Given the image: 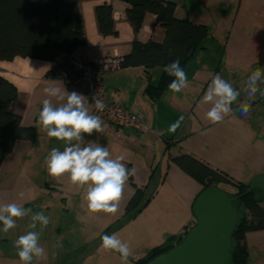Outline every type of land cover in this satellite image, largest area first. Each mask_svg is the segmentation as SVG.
<instances>
[{
  "label": "crops",
  "instance_id": "0c3cea01",
  "mask_svg": "<svg viewBox=\"0 0 264 264\" xmlns=\"http://www.w3.org/2000/svg\"><path fill=\"white\" fill-rule=\"evenodd\" d=\"M168 1L174 2L173 0ZM106 3L113 7L115 30L118 32L116 36H104L98 28L96 8ZM176 5L175 15L177 18L189 19L194 24H202L196 23L183 10V7L179 8L177 3ZM79 7L83 19L85 46L78 49L75 56H86L92 60H104L116 56L125 58L130 54L136 40L143 43L149 40L155 42L164 40L165 30L157 22V17L152 14L145 17L143 28L136 31L126 15L129 5L123 1L79 0ZM208 48L206 45L205 49L197 51L189 62L185 69L188 80L196 72L198 53ZM52 68L51 61L31 58L17 57L12 61H0V74L18 88V98L12 103L11 111L22 116L24 126H34L38 134L35 142L23 140L16 142L13 152L6 157L0 169L1 185L5 184L8 178L15 176L24 178L33 166L39 170L40 166H36V164L41 165V161L45 162L46 157L42 159V157H37L38 155L48 156L53 148L63 151L66 146L64 141L49 138L38 123L39 112L42 110L45 99H50L53 106H60L66 103V97L64 100L48 97L43 90L45 87H60L61 89L65 88L69 93L72 91L80 93L84 97L85 92L80 86L70 85L61 79L48 77ZM158 68L161 67L126 66L104 78L106 92L110 100L130 112L144 113L143 124L149 129V132L140 133L133 128L126 127L124 134L127 139L121 140L116 137L114 128L101 118L103 132L94 131L91 135L82 134L83 140L80 143L81 147L87 144L108 147L112 159L123 156L124 160L121 162L129 170L135 167V175L132 176L133 183L136 187L144 189L145 194L149 189L154 190L158 186L164 173L166 174L165 180L171 176L172 184L176 186L179 195L184 198L182 201H184L186 213L182 221L184 232L181 234L184 235L194 221V215L189 213L186 204L191 206L198 191L195 184L189 179L190 176L171 162L172 158L189 154L211 168L228 174L236 182L257 185L264 179V108L257 105L264 100V97L256 94L249 98L246 94H240L232 105L233 111L225 115L219 122L214 123L207 116L203 117L202 115L198 117V120L195 117L191 120L190 114H192L196 102V92L185 94L184 91L174 93L168 90L159 99H153L147 93L149 85H157L160 81L162 73L158 72ZM245 100L249 106L253 104V108H249L246 114H241L237 106ZM84 103L89 109V114L96 115L86 99ZM181 116L184 119L180 126L175 132H169V127ZM196 129L201 130L210 139L211 143L208 142V145L211 146V157L201 151L197 152L185 147L186 140L190 139L189 137ZM169 139L172 140V147L167 151L166 143ZM75 143L77 141H73V144ZM42 165L46 167V164ZM52 179L60 187L62 184H66L69 195L84 196L86 193L87 185H73L68 174L59 178L52 177ZM154 185L156 186L154 187ZM261 206L264 208V200L261 202ZM7 243V239L0 243L3 251H5ZM247 245L250 254L248 264H264V231L248 233ZM47 254L51 256H46L48 261L55 258L54 262H58L60 257L58 250L50 251V253L47 251ZM68 259H71L70 254ZM119 262L118 256H115L112 251L80 258V264H119Z\"/></svg>",
  "mask_w": 264,
  "mask_h": 264
},
{
  "label": "rangeland",
  "instance_id": "374dc122",
  "mask_svg": "<svg viewBox=\"0 0 264 264\" xmlns=\"http://www.w3.org/2000/svg\"><path fill=\"white\" fill-rule=\"evenodd\" d=\"M173 1L179 8L183 7L196 23H202L208 28L209 37L205 45L209 48L198 53L196 72L188 80V86L182 90L185 94L196 92L197 98L190 119L195 117L198 120L200 115L206 117L212 107L213 102H202V98L215 74L221 73L222 78L230 82L234 89L240 94H246L244 89L247 87L248 77L255 69L264 67V0ZM157 70L162 73L161 68ZM257 87L264 90V83H258ZM256 94H260L259 91ZM257 105L264 108V100ZM189 138L185 147L211 157V146L208 145L211 141L205 133L196 129ZM37 157L44 159L47 156L41 154ZM43 163L45 165L44 160L41 165L36 164L40 166L39 170L34 166L29 169L24 178L15 176L8 178L5 184H0V206L16 203L32 209L26 217L16 218V227L7 233L2 231L3 225L0 223V243L5 242V239L8 242L5 251L0 246V264H22L13 242L28 231L41 232L39 244L46 253L57 250L60 253L57 263L54 262L55 258L48 261L47 258L34 257L32 264H80L82 257L109 251L118 256L119 264H138L147 259L153 249L184 232V198L172 184L171 176L165 180V173L158 186L145 194L144 202L149 203L141 210L128 211V202L135 192L128 179L115 213H93L87 210V202L82 199V195L67 194L69 191L66 184L58 186L48 175ZM189 179L198 191L191 206L186 204L189 213L194 215V203L204 187L193 178ZM216 187L229 194L236 193V189L230 185L221 184ZM66 198L68 199L65 201ZM41 211L50 217V223L42 231L39 222L35 229H30L28 225L31 216ZM195 226L194 217L190 229L181 237V241ZM114 233L129 245L131 254L126 262L122 261L118 252L101 247L102 236ZM58 244H62V247H58Z\"/></svg>",
  "mask_w": 264,
  "mask_h": 264
},
{
  "label": "trees",
  "instance_id": "16d2710c",
  "mask_svg": "<svg viewBox=\"0 0 264 264\" xmlns=\"http://www.w3.org/2000/svg\"><path fill=\"white\" fill-rule=\"evenodd\" d=\"M129 5L126 15L136 31L143 27L148 14L155 15L157 22L165 30L162 42L149 40L146 43L136 40L129 55L124 58L123 67H155L162 69L177 58L185 70L196 52L206 48L209 37L204 24H194L189 19L176 17V3L168 0H120ZM99 31L104 36H116L113 7L103 4L96 8ZM85 46L83 19L79 0H0V61H12L17 57L53 61L61 54L75 55ZM48 77H56L51 71ZM175 79L162 72L157 85H149L147 93L159 99L169 90L168 85ZM18 98V88L0 74V169L19 140L35 142L38 138L34 126H24L22 116L11 111L12 103ZM253 108V104L249 106ZM172 140H167L169 151ZM171 162L185 174L200 183L204 189L221 184L234 187V204L239 219L232 236L230 264H248L249 249L247 234L264 231V208L261 202L264 193L256 185L234 181L228 174L211 168L192 155L182 154L173 157ZM135 192L128 202V211L142 209L144 189L133 183ZM211 186V188H210ZM225 191V190H224ZM187 233V232H186ZM185 233V234H186ZM180 236L169 238L163 245L152 250L151 255L138 264H148L158 256L177 247L182 241Z\"/></svg>",
  "mask_w": 264,
  "mask_h": 264
},
{
  "label": "clouds",
  "instance_id": "9594fccd",
  "mask_svg": "<svg viewBox=\"0 0 264 264\" xmlns=\"http://www.w3.org/2000/svg\"><path fill=\"white\" fill-rule=\"evenodd\" d=\"M163 70L175 78L168 85L170 91L179 93L188 86V77L180 65L179 58L167 64ZM262 77H264V67L257 68L251 73L247 79V87L244 89L247 97H254L258 91L264 96V90L257 87L258 83H264ZM43 91L46 96L56 97L59 100H64L66 97V103L60 106H53L50 99H45L39 112L38 123L46 131L47 136L64 141L66 145L63 151L53 148L45 158L48 175L59 178L68 174L73 185H87L82 199L87 202L89 212L115 213L126 181L130 176L135 175V167L129 170L121 162L124 160L123 156L110 158L108 147L98 144L81 147L82 134L103 132L100 116L90 115L89 109L85 106L86 97L75 91L69 93L65 88L60 87H45ZM239 95L240 92L223 79L221 73L215 74L202 98V102H213L207 112L208 119L214 123L221 121L225 115L233 111L232 105ZM91 99L97 110H104L105 104L98 98V94H94ZM237 107L241 114L249 111L247 100L240 102ZM183 119L184 117L181 116L168 131L175 132ZM73 141L77 143L73 144ZM31 212V208H24L16 203L0 206L2 231L7 233L16 227V218H24ZM37 222L42 231L50 223V217L43 211L35 212L28 227L35 229ZM40 235L41 232L28 231L13 242L22 264H32L34 257L46 258L45 249L39 244ZM101 240L102 248L118 252L123 262L128 260L131 254L129 245L118 239L115 233L104 235ZM57 246L62 247V244Z\"/></svg>",
  "mask_w": 264,
  "mask_h": 264
},
{
  "label": "water",
  "instance_id": "95a60500",
  "mask_svg": "<svg viewBox=\"0 0 264 264\" xmlns=\"http://www.w3.org/2000/svg\"><path fill=\"white\" fill-rule=\"evenodd\" d=\"M256 186L264 193V179ZM234 201L218 187L201 193L193 208L196 226L177 247L148 264H230L239 219Z\"/></svg>",
  "mask_w": 264,
  "mask_h": 264
},
{
  "label": "built area",
  "instance_id": "2783aa9c",
  "mask_svg": "<svg viewBox=\"0 0 264 264\" xmlns=\"http://www.w3.org/2000/svg\"><path fill=\"white\" fill-rule=\"evenodd\" d=\"M53 75L70 85L80 86L84 89L86 101L92 106L94 113L114 130L118 139L126 140L124 129L130 127L140 133H147L149 129L143 124L144 113H133L122 106L112 102L106 92L104 78L108 74L114 73L124 65V58L121 56L111 57L104 60H92L86 56L78 57L61 53L52 61ZM98 94L105 108L103 111L96 109L92 96Z\"/></svg>",
  "mask_w": 264,
  "mask_h": 264
}]
</instances>
